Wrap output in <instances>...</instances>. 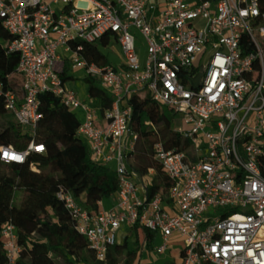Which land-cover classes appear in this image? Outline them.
<instances>
[{
  "label": "built area",
  "instance_id": "2783aa9c",
  "mask_svg": "<svg viewBox=\"0 0 264 264\" xmlns=\"http://www.w3.org/2000/svg\"><path fill=\"white\" fill-rule=\"evenodd\" d=\"M0 17L22 77L16 87L9 74L0 77L3 110L35 137L41 95L51 92L77 114L92 158L118 173L113 205L100 201L96 212L58 185L99 259L140 223L161 236L158 252L172 236L184 238L180 264H264V0H0ZM135 30L146 40L144 59ZM106 35L122 53L118 65L90 62L82 52ZM71 71L98 76L111 107L102 113L90 96L82 99L69 85ZM147 92L190 126L172 131L192 140L194 160L162 141L154 146L173 180L168 197H149L129 166L137 139L130 100ZM31 151L46 146L35 138L24 150L1 145L0 160L23 164ZM2 234L16 264V226L6 222Z\"/></svg>",
  "mask_w": 264,
  "mask_h": 264
},
{
  "label": "trees",
  "instance_id": "16d2710c",
  "mask_svg": "<svg viewBox=\"0 0 264 264\" xmlns=\"http://www.w3.org/2000/svg\"><path fill=\"white\" fill-rule=\"evenodd\" d=\"M11 39L0 17V77L9 74L8 83L16 87L22 84V77L17 71L19 56L8 51ZM110 43L111 37L106 35L96 43H87L82 52L90 62L112 64L102 50V46ZM69 73L66 66L65 79L70 77ZM84 79L89 96L104 113L112 105V94L101 86L98 76ZM130 103L133 105L130 131L137 134L136 150L129 160L131 174L144 178L155 171L151 180L143 181L148 196L162 191L168 197L173 180L154 158V146L162 141L175 150L188 152L194 160L192 140L172 131L177 114L148 92L133 96ZM40 111L42 117L33 137L0 103V146L13 145L24 150L33 138L46 146L45 153L31 151L23 164L0 160V264H10L2 234L6 222L16 226L21 244L16 264H145L130 261L137 252L142 257L148 240L149 233L140 223L129 229L131 236L126 234L123 242L109 248L104 260L98 258L87 238L79 232L65 203L57 196L58 185L71 190L86 208L96 212L100 201L114 195L119 176L115 168L92 158L88 142L78 136L77 114L60 97L43 93Z\"/></svg>",
  "mask_w": 264,
  "mask_h": 264
},
{
  "label": "rangeland",
  "instance_id": "374dc122",
  "mask_svg": "<svg viewBox=\"0 0 264 264\" xmlns=\"http://www.w3.org/2000/svg\"><path fill=\"white\" fill-rule=\"evenodd\" d=\"M157 1H159V0H157ZM160 1H164V0H160ZM134 32L136 35V39H137L138 43L140 44L141 57H142V59H144L147 55L146 40L139 30H135ZM102 50L110 58L112 63H114L115 65H118L123 61V56H122V53L120 51V48L118 45H116L115 42H111L108 46H102ZM71 73L74 76V79L72 80V82H74L73 86L77 89V91L80 93V96L82 98H86L87 97L88 84L83 79L81 73H75L73 71H71ZM72 82H70V83H72ZM188 128H190L189 124H187L184 121V119L180 115L177 114V116H175V118L173 119L171 129L183 130V129H188ZM154 174H155V171H153V170L150 171V173L147 174L144 178L140 177L138 174H135L134 179L139 183V186L141 187V189H143L144 188V182L143 181L144 180H151V178ZM16 198L17 199L20 198L19 192L17 193ZM107 202H113V197L106 198L103 203H107ZM128 233L131 236V232L129 229L126 230V234H128ZM121 241L123 242V238H121ZM141 255H142V257L139 256V253L137 252L136 254H134L133 256L130 257V261L131 262L142 261L145 264H156L159 262V264H160V263H169V262L181 260V256H180L179 251H172V253H169L167 256H165L164 253H160V257H158L159 255H157V252H154L153 255L151 256L147 251L144 250L143 254L141 253ZM154 255L157 256L155 260H154Z\"/></svg>",
  "mask_w": 264,
  "mask_h": 264
},
{
  "label": "crops",
  "instance_id": "0c3cea01",
  "mask_svg": "<svg viewBox=\"0 0 264 264\" xmlns=\"http://www.w3.org/2000/svg\"><path fill=\"white\" fill-rule=\"evenodd\" d=\"M73 83L74 82L69 83V85L73 86ZM79 95H80V93H79ZM88 96H89V93H88V87H87V97ZM86 98H82V99H86ZM133 177H135V176H133ZM145 181L148 182L149 180H145ZM103 202L104 201H102V206L104 208H110L113 205V202H107V203H103ZM162 242L163 241H162L161 236L156 235V234H149L148 240H147V242L145 244V248H146L145 251H147L151 256L153 255L154 252H157V255H159L158 257H160V253H164V255L167 256L169 253H172V251H179L180 252V256H181V260L180 261H176V262H181L182 258H183V251H184V248H185L184 238L180 237V236H176V235L172 236L170 238V240H169L168 250L166 252H158L157 248ZM156 257L157 256L154 255V260L156 259Z\"/></svg>",
  "mask_w": 264,
  "mask_h": 264
}]
</instances>
